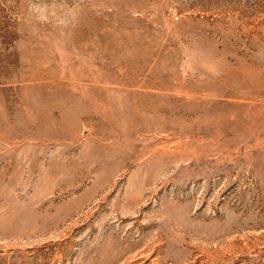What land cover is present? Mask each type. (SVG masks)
<instances>
[{
  "label": "rangeland",
  "instance_id": "obj_1",
  "mask_svg": "<svg viewBox=\"0 0 264 264\" xmlns=\"http://www.w3.org/2000/svg\"><path fill=\"white\" fill-rule=\"evenodd\" d=\"M0 264H264V0H0Z\"/></svg>",
  "mask_w": 264,
  "mask_h": 264
}]
</instances>
